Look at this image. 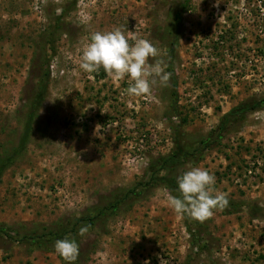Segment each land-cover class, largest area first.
Instances as JSON below:
<instances>
[{
	"label": "rangeland",
	"instance_id": "374dc122",
	"mask_svg": "<svg viewBox=\"0 0 264 264\" xmlns=\"http://www.w3.org/2000/svg\"><path fill=\"white\" fill-rule=\"evenodd\" d=\"M218 2L0 0V158L9 161L0 264H65L53 245L38 247L48 243L39 235L82 216L91 219L78 264H264V106L249 108L264 98V0ZM115 27L161 50L170 86L130 96L129 77L80 67L91 34ZM45 71V96L16 153ZM238 104L242 119L217 135ZM202 138L210 141L197 160L178 157L169 172L207 169L228 193V207L203 223L175 213L162 183L136 184L149 179V162ZM117 195L113 211H94Z\"/></svg>",
	"mask_w": 264,
	"mask_h": 264
},
{
	"label": "clouds",
	"instance_id": "9594fccd",
	"mask_svg": "<svg viewBox=\"0 0 264 264\" xmlns=\"http://www.w3.org/2000/svg\"><path fill=\"white\" fill-rule=\"evenodd\" d=\"M219 2L216 0V5ZM125 34V29L115 27L110 31H96L91 34L90 43L83 49L80 67L87 73L99 71L102 67L113 81L129 77L132 83L127 88L130 96H143L152 92L155 86L168 87L172 73L166 71L168 63L150 40ZM153 60L154 63H149ZM216 177L209 170L192 167L177 177L180 195H167V204L177 214H187L201 223L210 219L215 210L228 207V193L216 191ZM88 225L79 229L85 236ZM54 249L68 264H73L79 256L76 240L64 238L54 243ZM160 264H164L160 258Z\"/></svg>",
	"mask_w": 264,
	"mask_h": 264
},
{
	"label": "trees",
	"instance_id": "16d2710c",
	"mask_svg": "<svg viewBox=\"0 0 264 264\" xmlns=\"http://www.w3.org/2000/svg\"><path fill=\"white\" fill-rule=\"evenodd\" d=\"M47 77L48 73L45 71L38 79L37 83L35 84V89L29 98L28 101V107L27 111L24 116V122H23V129L21 132V135L19 136V143L17 144V147H15L14 152H18L23 149V146L27 140L28 133L30 131V127L32 124L33 117L36 115L38 107L42 101V99L45 96L46 93V88H47ZM251 107L250 110H254L260 106H264V98L258 99L255 101L251 102ZM246 111V106L244 104H238L236 107H232L229 111H227L225 114H223L216 125V130L218 131L217 135H219V131H225L228 129L230 125L233 123L238 122L239 120L242 119L243 113ZM209 139L208 138H202L199 141H197V145L194 148L187 149L185 147H175L172 151L167 153L165 156H161L157 158L154 163L149 162L147 164L146 168L150 167H155L154 170H150L149 172V179H147L145 182L144 181H138L136 184L139 185H150L152 182H160L162 183L165 188L169 191V193L173 196H179V190H178V184H177V179L175 178L174 174H172L171 170H174V164H176V160L179 157L180 161H185L188 158H193L194 160H197L196 155H199L209 144ZM196 158V159H195ZM8 160L6 158L1 157L0 158V174L2 173L4 167L8 164ZM154 165V166H152ZM175 168V167H174ZM167 170V172L164 175H156V172L159 170ZM157 184V183H156ZM135 188H131L128 190V194L132 193ZM127 192H124L123 195H126ZM122 200V197L117 195L113 199L110 200L108 204H104L103 206H97L96 208L94 207L95 212H102L103 208L105 207L106 209L113 211L119 204V202ZM91 217H77L76 219L73 220V222L66 223L65 225H59L57 228L51 230H46L43 232V234L39 235V238L45 237L44 239L48 241V243L44 242H38L37 245L38 247H42L43 245H53L56 240L58 239H64V238H69V239H75L76 242L78 243V240L80 238V235L78 234L79 232V223L84 222V226L88 225V222H90ZM82 226V225H81ZM188 233L191 234L190 229L187 230ZM43 239V240H44ZM42 240V239H40ZM190 242L193 246H198L197 240L190 239ZM36 245V246H37ZM202 246V245H201ZM80 257V251H79V256L73 264H78ZM63 259V258H62ZM65 264H68L67 261L63 259Z\"/></svg>",
	"mask_w": 264,
	"mask_h": 264
},
{
	"label": "built area",
	"instance_id": "2783aa9c",
	"mask_svg": "<svg viewBox=\"0 0 264 264\" xmlns=\"http://www.w3.org/2000/svg\"><path fill=\"white\" fill-rule=\"evenodd\" d=\"M247 172H250V171H247Z\"/></svg>",
	"mask_w": 264,
	"mask_h": 264
}]
</instances>
